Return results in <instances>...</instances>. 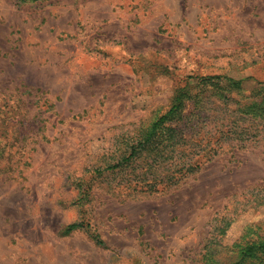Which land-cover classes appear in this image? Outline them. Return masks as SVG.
<instances>
[{"label": "rangeland", "instance_id": "obj_1", "mask_svg": "<svg viewBox=\"0 0 264 264\" xmlns=\"http://www.w3.org/2000/svg\"><path fill=\"white\" fill-rule=\"evenodd\" d=\"M211 75L243 80L228 110L186 102L195 134L222 116L237 129L212 160L133 195L98 171ZM260 81L264 0H0V264L239 260L264 240Z\"/></svg>", "mask_w": 264, "mask_h": 264}, {"label": "trees", "instance_id": "obj_2", "mask_svg": "<svg viewBox=\"0 0 264 264\" xmlns=\"http://www.w3.org/2000/svg\"><path fill=\"white\" fill-rule=\"evenodd\" d=\"M223 77H227L226 83L223 82ZM200 79L203 87H205L204 93L206 95L203 99L200 93L192 94L181 89L175 96V102L166 113L159 116L156 121L148 126H141L137 129L129 152L126 147L119 158L107 161L105 166L99 168L98 171L100 173L108 171L109 174H122L118 187H122L120 189L123 192L127 191L128 194L133 195L134 193L158 190L159 185L167 181L170 184H177L189 173L201 168L203 163L212 160L218 153L219 143L224 136L235 134L237 129H234V123L232 125L228 122L227 117L222 116L218 118V122L215 123L212 130L195 134L192 127L188 130L189 113L185 112L186 102L196 99L195 101L199 104V107L205 108V105L209 103L208 99L214 96L219 104L223 105V110H228L230 105L226 99L227 94H225V91L231 94L234 91L242 90L243 80L226 75L201 76ZM258 83V85L263 84L258 89L262 94L260 103L264 104V82L260 81ZM234 111L239 112L240 109ZM197 136L198 138L195 141ZM187 142H191L195 149L192 151L186 150ZM143 151H146L147 154L143 155ZM175 156L177 157L176 163L173 161ZM160 157L161 161L155 167ZM184 157L187 159L184 160ZM201 157H203L202 160ZM137 158L139 159L136 161ZM138 161L143 162L137 164ZM83 226L84 223L82 222L70 223L66 225L63 233L69 234ZM92 237L97 244L104 245V241L99 234H92ZM258 249L260 251L264 250V240L258 243H248L242 249L240 259L231 264H245L246 257L252 256V254L257 255L256 250Z\"/></svg>", "mask_w": 264, "mask_h": 264}]
</instances>
